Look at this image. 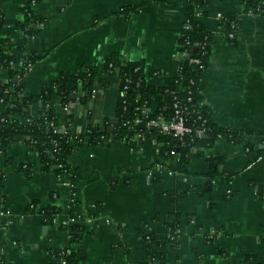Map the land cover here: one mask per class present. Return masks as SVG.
I'll list each match as a JSON object with an SVG mask.
<instances>
[{"label":"crops","instance_id":"crops-1","mask_svg":"<svg viewBox=\"0 0 264 264\" xmlns=\"http://www.w3.org/2000/svg\"><path fill=\"white\" fill-rule=\"evenodd\" d=\"M24 1L0 0V40L13 46L2 53L16 57L18 72L27 50L39 57L20 78L21 96L39 94L63 73L101 69L113 55L140 62L146 84L161 90L187 56L179 50L184 0H36L38 25L25 19ZM251 1L262 9L241 0H209L199 17L212 37L200 75L202 102L214 125L238 137L216 139L202 155L194 150L187 173H164L159 180L148 175L158 159L153 137L76 145L68 158L78 172L74 179L41 170L25 138L12 139L0 153L6 211L0 264H54L63 247L74 253V264H264V156L255 158L264 135V0ZM219 13L237 14L235 39L226 37ZM30 26L37 29L31 36ZM8 80L0 58V84ZM106 80L95 81L93 95L68 108L53 99L60 131L85 133L95 125L108 131L117 118L119 78ZM43 108L37 102L29 110L38 115ZM4 109L0 100V116ZM208 157L220 159L215 176L208 173ZM29 202L55 208L53 219L45 222ZM74 227L83 228L76 241Z\"/></svg>","mask_w":264,"mask_h":264},{"label":"trees","instance_id":"trees-1","mask_svg":"<svg viewBox=\"0 0 264 264\" xmlns=\"http://www.w3.org/2000/svg\"><path fill=\"white\" fill-rule=\"evenodd\" d=\"M35 1L25 0L22 12L27 21L35 22L38 25L42 23V19L33 12L32 2ZM184 1L187 2L184 24H187L189 28L182 33L179 39V50L185 52L187 56L179 64V74L173 77L169 84L161 90L151 89V86L146 84L143 66L140 62L121 61L116 55H113L106 59L101 69L88 68L75 75L63 73L39 94L19 96L21 85L20 78L16 77L18 70L14 67L16 57L9 53H2L3 48L9 46L6 40H0V58L9 74L7 83L0 84V100L5 104V109L0 116V153L4 152L5 147L8 146L13 137H24L25 142L37 151L41 170L53 169L56 174L66 172L73 179L77 178L78 172L68 162V158L73 152L70 139H76V144H95L107 140L113 134H109L106 128H101L99 125L90 127L85 133H73L68 129H65L64 132H53L52 127H48L50 121L57 127L52 101L57 99L61 106L76 100L75 97H77L78 102L86 101L92 94L95 81L104 85L107 83V77L115 75L119 78V97L116 109V117L119 122L115 126L117 130L116 137L129 139L140 134L144 137L155 138L160 148V159L158 160L170 169L187 173L193 149L197 154L202 155L203 148L210 146L216 139L235 140L238 137L237 133L217 127L210 121L208 108L202 102L200 75L207 65L212 37L211 33L206 31L200 23L199 17L205 14L204 6L209 3V0ZM241 1L246 7L262 9L260 5L254 4L251 0ZM231 21L235 23L234 28L230 26ZM239 22L237 14L224 15V18L220 20L227 31H236ZM26 30L30 36L37 32V29L33 26L28 27ZM12 47L11 45L9 48ZM17 48L22 49L24 45H18ZM38 59L37 55L27 50L21 61V66L28 63L33 64ZM194 60H198V63H195ZM124 86H126L125 89ZM187 96L191 97L190 101H187ZM174 97L180 99L189 111L188 124L206 127L203 135L189 134L180 139L176 136L160 133L155 128L146 127L145 121L138 124L133 122L134 117L139 114L135 108L144 105L150 108L151 103L154 101H156V106L150 108L148 119L159 113L164 117H169L172 114L171 102ZM37 102L41 103L44 108L40 114L32 115L29 107ZM261 143L262 147L257 150L255 158L264 153V135ZM172 159H175V163H170ZM206 162L209 169L208 173L210 176H215L220 159L208 157ZM161 176L156 174L152 178L153 180H159ZM1 184L2 177L0 176ZM204 190V188L198 189V192L201 194ZM55 212L56 209L52 207L42 208L43 220L45 222L51 221ZM177 225V220L170 224L173 234ZM82 230L83 228L74 227L72 239L78 240ZM66 260L68 264H74L75 257L71 250L68 251Z\"/></svg>","mask_w":264,"mask_h":264},{"label":"built area","instance_id":"built-area-1","mask_svg":"<svg viewBox=\"0 0 264 264\" xmlns=\"http://www.w3.org/2000/svg\"><path fill=\"white\" fill-rule=\"evenodd\" d=\"M35 2H32V4H34ZM200 10V9H199ZM218 18L219 20H221L222 18H224V15H222L221 13L218 14ZM185 21V19H184ZM187 21V20H186ZM222 26L224 27V25L222 24ZM231 28L235 27V23L234 21H231L230 23ZM189 26L187 24H184V31L186 29H188ZM225 29V27H224ZM225 35L228 39L233 40L236 37V31H227L225 29ZM195 63H198V60H194ZM32 64L28 63L25 66H21L19 72L17 73L18 78H21L23 75H25L30 69H31ZM180 69V66H179ZM179 69H178V73L179 74ZM126 88V86H124V89ZM19 96H21V94H18ZM93 95V94H92ZM76 100H73L72 102H69L68 104L64 105L65 108H68L71 104H73L75 101L77 102V97H75ZM191 97L187 96V101H190ZM171 109H172V114L169 117H164L161 113L153 116L152 118L148 119V112H150V108L144 106H137L135 108V110L137 111V113H139L138 115H136L133 119V122L138 124L142 121H145V125L146 127L149 128H155L157 129L160 133H165V134H169L172 136H176L180 139H182L184 136L186 135H203L206 131V127L201 125V126H191L190 124L187 123L188 120V115H189V111L187 110V108L184 106V104L182 103V101L176 97H174L172 99L171 102ZM205 121V120H204ZM203 121V122H204ZM48 127H52L53 132H58L60 131L58 127H55L54 123L52 121L48 122ZM65 130L61 131L64 132ZM138 136H141L140 134H138ZM77 138V137H76ZM72 145H73V150L75 149L74 147L78 144L76 139H70ZM53 145H55V143H53ZM195 149H193L194 151ZM172 153V151H171ZM157 155H158V159H160V148H157ZM264 156V153L261 155ZM259 156V157H261ZM156 160L155 163L151 166L150 169H148V175L149 177H153L156 174H164V173H168V174H175L176 171L170 169L169 167H167V165H165L164 163H162L159 160ZM170 163H175V159H172L170 161ZM26 165H23V167H25ZM63 174H69L66 172H62L57 174L58 179L62 177ZM70 175V174H69ZM216 179L212 178L211 182H215ZM228 195L231 193L230 189L227 190L226 192ZM28 207L30 209H34L36 211H39L41 213V209L40 207H38L36 205V203L34 202H29ZM6 214V211L4 210L3 206H2V198H0V217L4 216ZM80 217L77 218H71L72 222H79ZM13 244H15V242H13ZM68 248L67 247H63L61 249H58L57 251H55V263L56 264H68L67 260H66V255L68 254ZM169 264H175V263H169Z\"/></svg>","mask_w":264,"mask_h":264},{"label":"water","instance_id":"water-1","mask_svg":"<svg viewBox=\"0 0 264 264\" xmlns=\"http://www.w3.org/2000/svg\"><path fill=\"white\" fill-rule=\"evenodd\" d=\"M110 128L108 129V133L109 134H115V135H113V138H116V133H117V130L116 129H114V126L115 125H117L118 124V118H112V119H110ZM13 139H17V137L15 136V137H13Z\"/></svg>","mask_w":264,"mask_h":264}]
</instances>
